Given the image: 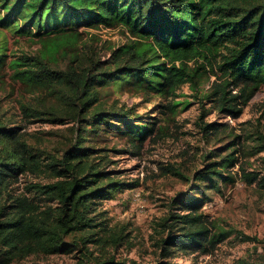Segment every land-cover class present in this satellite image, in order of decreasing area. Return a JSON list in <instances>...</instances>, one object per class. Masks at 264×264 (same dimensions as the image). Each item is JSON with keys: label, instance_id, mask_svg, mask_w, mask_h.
Listing matches in <instances>:
<instances>
[{"label": "rangeland", "instance_id": "obj_1", "mask_svg": "<svg viewBox=\"0 0 264 264\" xmlns=\"http://www.w3.org/2000/svg\"><path fill=\"white\" fill-rule=\"evenodd\" d=\"M79 31L85 39L95 36L92 46L101 62L108 58L109 47L122 45L128 38L121 28L83 27ZM43 32L50 35L48 29ZM41 37L0 10V54L5 59L0 67V161L11 147L22 143L43 169L46 162L61 158L83 133L81 147L93 154L102 179L97 186L102 197L94 199L89 208L95 227L69 234L65 246L55 253L31 254L9 264H95L109 257L126 264L264 260V188L245 183L239 171L264 174V152L259 149L260 137L264 138V86L237 116H225L212 101L203 99L216 79L211 72L199 80L196 90L188 83L178 89L176 100L187 105L173 111L161 107L170 99L145 85V78L125 76L95 82V100L76 120L62 100L60 87H32L12 77L9 61L24 54L38 55ZM64 65L61 59L49 67L64 69ZM23 106L42 115L23 113ZM96 113L109 116L96 122L92 115ZM208 123L215 132L202 131ZM138 127L147 130L141 139L132 130ZM48 181L47 174L26 171L8 190L13 195L27 191L32 196L33 185ZM41 200L39 211L56 205ZM190 211L203 216L210 233L218 234L223 228L230 235L207 252L177 245L170 247V257L162 258L160 241L168 234L159 224ZM87 233L99 243L85 245Z\"/></svg>", "mask_w": 264, "mask_h": 264}, {"label": "trees", "instance_id": "obj_2", "mask_svg": "<svg viewBox=\"0 0 264 264\" xmlns=\"http://www.w3.org/2000/svg\"><path fill=\"white\" fill-rule=\"evenodd\" d=\"M0 10L42 36L38 55L24 54L9 61L13 79L32 87H60L62 100L76 120L95 100V82L125 76L145 78V85L170 99L161 107L173 111L187 105L176 100L178 89L188 83L196 90L199 80L211 72L216 79L203 99L212 101L225 116H237L264 86V0H0ZM83 27L121 28L128 38L122 45L109 47L108 58L101 62L92 46L95 36L85 39L79 31ZM44 29L50 35H44ZM61 59L64 69L49 67ZM4 61L0 54V67ZM22 112L42 115L29 106H23ZM92 115L96 122L109 116ZM214 129L211 123L202 127L206 134ZM132 130L138 139L147 131ZM83 141L82 133L61 158L46 162L43 169L22 143L11 147L0 161V264L31 254L55 253L65 246L69 234L95 227L89 208L102 197L97 189L102 179L92 152L81 147ZM259 149L264 152L263 137ZM26 171L47 174L50 181L33 185V197L27 191L13 195L8 187ZM239 171L245 183L264 188V174ZM42 198L56 205L39 211ZM208 225L192 211L164 219L158 226L168 234L160 241L161 257H170V247L177 245L207 252L230 235L223 228L218 234L210 233ZM84 236L85 245L99 243L91 233ZM95 264L126 263L109 257ZM232 264H264V260L239 258Z\"/></svg>", "mask_w": 264, "mask_h": 264}]
</instances>
